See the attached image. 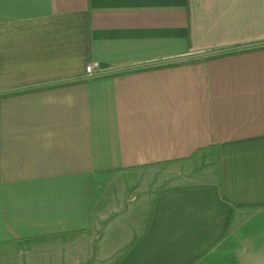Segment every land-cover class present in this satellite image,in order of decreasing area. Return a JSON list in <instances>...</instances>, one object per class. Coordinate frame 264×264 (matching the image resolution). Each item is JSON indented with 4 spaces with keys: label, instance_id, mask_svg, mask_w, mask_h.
Returning a JSON list of instances; mask_svg holds the SVG:
<instances>
[{
    "label": "crops",
    "instance_id": "crops-1",
    "mask_svg": "<svg viewBox=\"0 0 264 264\" xmlns=\"http://www.w3.org/2000/svg\"><path fill=\"white\" fill-rule=\"evenodd\" d=\"M259 209L264 0H0V264H264Z\"/></svg>",
    "mask_w": 264,
    "mask_h": 264
},
{
    "label": "rangeland",
    "instance_id": "rangeland-1",
    "mask_svg": "<svg viewBox=\"0 0 264 264\" xmlns=\"http://www.w3.org/2000/svg\"><path fill=\"white\" fill-rule=\"evenodd\" d=\"M215 167L216 166L214 164L213 168ZM148 170H150L148 176L150 175L152 176L153 175L152 173H155V177L157 178L158 182H160V183H156L153 186L155 189L157 188L160 189L165 186H172L179 182H182V180L176 179L174 178V176L171 177L172 170H170L166 166L162 167L159 171L156 170V168H152ZM249 212H253L254 214L257 215L251 218V220L246 224L247 229H245V231L244 229H242V231L235 230L233 233V240L235 241V243H237V245L238 243L242 244L241 247L243 249L254 247V245L258 247L262 244V242H264V209H259ZM255 224H257L256 225L257 227H255Z\"/></svg>",
    "mask_w": 264,
    "mask_h": 264
},
{
    "label": "built area",
    "instance_id": "built-area-1",
    "mask_svg": "<svg viewBox=\"0 0 264 264\" xmlns=\"http://www.w3.org/2000/svg\"><path fill=\"white\" fill-rule=\"evenodd\" d=\"M106 73L107 72L102 69L100 62L98 61H91L85 67V74L90 78L100 77Z\"/></svg>",
    "mask_w": 264,
    "mask_h": 264
},
{
    "label": "trees",
    "instance_id": "trees-1",
    "mask_svg": "<svg viewBox=\"0 0 264 264\" xmlns=\"http://www.w3.org/2000/svg\"><path fill=\"white\" fill-rule=\"evenodd\" d=\"M211 58H214V57L207 58L206 60H209V59H211ZM253 222H254V221H253ZM256 225H257V224H255V227H257ZM243 229H244V231H245V229H247V227L245 226ZM253 229H254V228H253Z\"/></svg>",
    "mask_w": 264,
    "mask_h": 264
}]
</instances>
